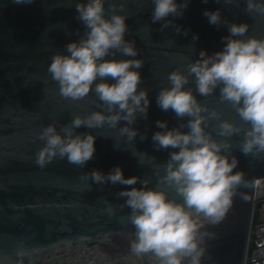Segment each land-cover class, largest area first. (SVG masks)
Returning <instances> with one entry per match:
<instances>
[{
    "label": "water",
    "instance_id": "1",
    "mask_svg": "<svg viewBox=\"0 0 264 264\" xmlns=\"http://www.w3.org/2000/svg\"><path fill=\"white\" fill-rule=\"evenodd\" d=\"M77 2L86 0H33L31 4L0 0V264H152L150 257L137 258L130 252L134 228L127 217L131 210L123 206L126 198L118 195L125 186L95 183L90 173L108 174L120 166L125 177L149 179L148 187H156L171 151L156 150L152 141L153 133L160 130L156 121H167L173 128L187 119L180 121L172 111L157 106L158 92L169 86L168 74L186 71L201 50L208 55L221 51L230 23L249 25L244 38L264 39V14L248 12L247 0H189L183 15L167 18L171 21L167 27H162L166 21L153 23V0H105L107 15L115 11L126 17L125 38L138 52L136 57L117 52L106 59L143 61L138 71L140 88L148 91L151 101L147 117H138L131 125L138 130L131 142L119 133L125 121L116 129L81 127L77 134L96 137L90 161L80 167L56 158L40 167L36 153L45 142L37 136L44 127L55 123L59 131L75 115L103 110L94 92L81 101L60 96L47 71L53 55L68 54L66 45L79 41L86 31L77 19ZM217 9L228 23H209L205 10ZM186 87L221 111L223 118L240 123L230 105L218 102V90L205 98L195 92L194 82ZM242 138L243 134L231 138V154L238 159L234 171H242L247 181L264 178V154H242ZM253 189L241 185L223 220L201 229L214 234L205 238L202 264H243ZM174 195L169 192L170 198Z\"/></svg>",
    "mask_w": 264,
    "mask_h": 264
},
{
    "label": "clouds",
    "instance_id": "2",
    "mask_svg": "<svg viewBox=\"0 0 264 264\" xmlns=\"http://www.w3.org/2000/svg\"><path fill=\"white\" fill-rule=\"evenodd\" d=\"M15 2L31 4L33 0ZM188 3L153 0V23L166 21L162 27H167L171 23L167 18L183 15ZM75 8L86 31L79 41L66 45L68 54L53 55L47 71L58 84L60 96L81 101L94 92L103 110L75 115L59 131L55 123L44 127L37 136L45 142L36 153L35 163L40 167L56 158H66L80 167L90 161L96 137L92 133L77 134L81 127L98 129L107 125L116 129L125 121L119 133L133 141L138 130L131 125L138 117H147L151 103L148 91L140 88L141 59H106L117 52L126 57L138 54L125 38L126 17L115 11L107 15L105 0L77 2ZM246 10L264 14V0H247ZM204 15L212 25L228 23L218 9L205 10ZM228 31L221 51L208 55L201 50L186 71L177 69L168 74L169 86L162 87L156 96L162 111H172L180 121L187 118L173 128L167 121H156L160 129L152 135L156 150L171 149L157 186L148 187L149 179L125 177L120 166L108 174L99 170L90 173L95 183L125 186L118 195L126 198L123 206L131 210L127 217L134 228L130 252L137 258L150 257L152 264H202L207 252L205 238L212 239L214 234L201 229L223 220L241 185L259 188L262 183L261 178L247 181L242 171H234L238 159L231 154V138L243 134L239 148L246 156L264 154V39L244 38L249 31L247 23H230ZM190 81L200 97H211L218 90V102L230 105L240 123L223 118L221 111L199 100L193 89L186 87ZM144 139L146 136H141ZM138 183L141 187L135 186ZM169 192L174 197L170 198Z\"/></svg>",
    "mask_w": 264,
    "mask_h": 264
},
{
    "label": "built area",
    "instance_id": "3",
    "mask_svg": "<svg viewBox=\"0 0 264 264\" xmlns=\"http://www.w3.org/2000/svg\"><path fill=\"white\" fill-rule=\"evenodd\" d=\"M243 264H264V178L260 187L253 189Z\"/></svg>",
    "mask_w": 264,
    "mask_h": 264
}]
</instances>
